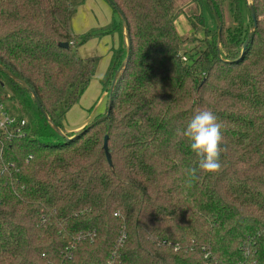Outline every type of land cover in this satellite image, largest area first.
I'll return each instance as SVG.
<instances>
[{
    "label": "trees",
    "instance_id": "trees-1",
    "mask_svg": "<svg viewBox=\"0 0 264 264\" xmlns=\"http://www.w3.org/2000/svg\"><path fill=\"white\" fill-rule=\"evenodd\" d=\"M73 1L0 0V97L29 132L0 163V264H264V0L255 28L245 0H196L219 22L246 5L253 34L214 31L185 62L173 0H109L130 42L102 79L109 115L63 133L95 71ZM205 109L222 124L214 174L177 134Z\"/></svg>",
    "mask_w": 264,
    "mask_h": 264
},
{
    "label": "rangeland",
    "instance_id": "rangeland-1",
    "mask_svg": "<svg viewBox=\"0 0 264 264\" xmlns=\"http://www.w3.org/2000/svg\"><path fill=\"white\" fill-rule=\"evenodd\" d=\"M100 1H103L102 3H104L105 5H107V7H109V9H111V15L105 13L102 9L100 11L99 8H93L91 6L92 3H89L88 0L73 1V16H76L74 17L75 20L73 21V24L70 23L69 26L70 33H72L73 36H83V34L76 33V31H79L81 28L79 19L82 17V9L86 8L87 6H90V8L92 7V10L98 9L100 11L99 15L95 13L100 24H102V22L110 25L113 23L114 25L119 23V16L117 13H114L112 7L104 0ZM245 1L250 7V0ZM173 8L174 26L178 33V36L182 41L180 52L186 59L189 55H200L203 51H206L208 49L207 45L213 39V32L215 31L218 34L217 27L221 28L222 32H220V35L222 34L225 42H229L230 40H232L236 33L243 34L242 36H244V34L247 35L251 32L249 12L246 8V5L243 4H241L240 6L242 15L241 19L238 21L235 20L234 13L229 8L228 1L225 2L223 9L224 14L222 21L220 22H217L215 20L212 11L204 1L200 3L196 0H173ZM95 24L91 25L89 29L95 28ZM123 39L124 40L122 46H126V40L124 36ZM87 49L89 52L96 50L93 49V47ZM85 52L86 50H80L78 52L80 58H82L81 56H83V54H86ZM104 54H106V52H104ZM100 65V62L95 63L94 75L92 76L87 89L83 93L84 95H82V99H80L76 106H74L71 113L69 112L70 114L68 113V115H65L62 121L61 128L63 133H68L69 131H71V129H74L77 125V121H83L86 119V122L88 121V125L95 119L102 117L105 114L108 92L103 91L104 89L102 86V79L105 75H102L103 73H101ZM104 86L105 90H107L109 87L108 80L106 81ZM103 93L105 94V96L102 95ZM9 102L11 103V105L14 104L13 101ZM12 110L14 112L21 113L19 106L13 107Z\"/></svg>",
    "mask_w": 264,
    "mask_h": 264
},
{
    "label": "crops",
    "instance_id": "crops-1",
    "mask_svg": "<svg viewBox=\"0 0 264 264\" xmlns=\"http://www.w3.org/2000/svg\"><path fill=\"white\" fill-rule=\"evenodd\" d=\"M88 2L92 3L91 6L93 8H99L100 11L102 9L105 13L111 15V12H112L111 9H109L107 5L102 3L103 1L88 0ZM92 7L90 8V6H87L86 8L82 9L83 10L82 17L80 19L76 18V19H79L80 24H81L80 30L79 31L77 30L76 33H80L83 35H87L90 33L94 35L90 40H88L86 43H84L83 45L77 48V56L80 57L78 55V52L80 50H86L85 52L86 54H83V56L81 57L84 58V60L94 59L95 63L100 62L101 63L100 65L101 73H103L102 75H105L109 67L111 58L113 57V54L123 45V40H124L123 36L125 37V30L123 31V33L120 32V30L118 29L119 23L116 25H114V23L110 25V24H106L102 22V24H100L96 16V14L99 15L100 11L98 9L92 10ZM75 16H73V13H72L71 18H70L71 24H73V21L75 20L74 19ZM94 24H95V28H91L92 30L89 29L91 25H94ZM91 47H93V49H96V50L89 52L87 48H91ZM104 52H106V54H104ZM100 55L104 58H102ZM102 95L105 96L104 93ZM80 99H82V96L80 97ZM74 106H76V104L70 108V110L67 112L66 115H68L69 112L71 113ZM87 122H86V119L83 121H77V125L75 126L74 129H71L69 133L79 131L80 129H82L84 126L87 125Z\"/></svg>",
    "mask_w": 264,
    "mask_h": 264
},
{
    "label": "clouds",
    "instance_id": "clouds-1",
    "mask_svg": "<svg viewBox=\"0 0 264 264\" xmlns=\"http://www.w3.org/2000/svg\"><path fill=\"white\" fill-rule=\"evenodd\" d=\"M222 124L210 110L197 111L177 134L186 139L191 151L199 157L198 167L205 174H214L221 169L220 154L223 143ZM195 175L196 168L187 169Z\"/></svg>",
    "mask_w": 264,
    "mask_h": 264
},
{
    "label": "built area",
    "instance_id": "built-area-1",
    "mask_svg": "<svg viewBox=\"0 0 264 264\" xmlns=\"http://www.w3.org/2000/svg\"><path fill=\"white\" fill-rule=\"evenodd\" d=\"M181 60L185 62L186 58L182 57ZM12 109V105L0 97V163L4 159L8 145L29 134L27 118Z\"/></svg>",
    "mask_w": 264,
    "mask_h": 264
},
{
    "label": "water",
    "instance_id": "water-1",
    "mask_svg": "<svg viewBox=\"0 0 264 264\" xmlns=\"http://www.w3.org/2000/svg\"><path fill=\"white\" fill-rule=\"evenodd\" d=\"M105 1H106L109 5H112L111 2H110L109 0H105ZM206 1H207V0H206ZM250 15H251V18H252V21H253V28H255V27H256V18H255L254 10L252 9V7H250ZM213 16H214L215 20H216L217 22H219V19H218L217 15H216V13H215L214 11H213ZM220 32H221V28L218 27V37H220ZM252 34H253V32L250 33V35H249V37L247 38V40H246V42H245L243 48L246 47L247 43L249 42L250 38L252 37ZM126 41H127V47L129 48V47H130V42H129V37H128L127 35H126ZM60 47H63V48H69V45H68L67 43H64V44H61ZM126 61H127V60H126ZM126 61H125V62L121 65V67L118 69V72H117V74L115 75V77H114V79H113V81H112V84H111V90H112V88H113V86H114V83H115V80H116V77H117L118 73L122 70V68L124 67ZM20 83L23 84V82H21V81H20ZM110 96H111V92L109 93V98H110ZM33 97H34V95H33ZM34 100H35V103H36L37 107L41 110V105L39 104L38 100H37L35 97H34ZM41 111H42V110H41ZM109 111H110V106L108 105V106H107V109H106V114H105L103 117H101V119H99V120H102V119H104V118H107L108 115H109ZM99 120H98V121H99ZM104 150H105V153H106L107 162H108L109 165H111V159H110V156H109L108 151H107V137H105V140H104Z\"/></svg>",
    "mask_w": 264,
    "mask_h": 264
}]
</instances>
